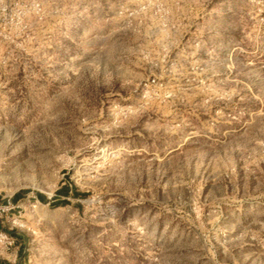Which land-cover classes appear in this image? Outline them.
I'll use <instances>...</instances> for the list:
<instances>
[{"label":"rangeland","instance_id":"obj_1","mask_svg":"<svg viewBox=\"0 0 264 264\" xmlns=\"http://www.w3.org/2000/svg\"><path fill=\"white\" fill-rule=\"evenodd\" d=\"M0 264H264V0H0Z\"/></svg>","mask_w":264,"mask_h":264},{"label":"built area","instance_id":"obj_2","mask_svg":"<svg viewBox=\"0 0 264 264\" xmlns=\"http://www.w3.org/2000/svg\"><path fill=\"white\" fill-rule=\"evenodd\" d=\"M4 238L9 239V247H12L14 245V241L12 240V238H8L6 235H4Z\"/></svg>","mask_w":264,"mask_h":264},{"label":"trees","instance_id":"obj_3","mask_svg":"<svg viewBox=\"0 0 264 264\" xmlns=\"http://www.w3.org/2000/svg\"><path fill=\"white\" fill-rule=\"evenodd\" d=\"M42 199H44V197H41Z\"/></svg>","mask_w":264,"mask_h":264}]
</instances>
